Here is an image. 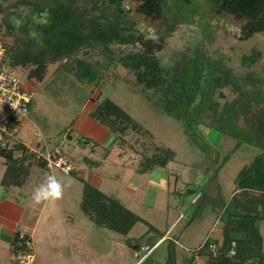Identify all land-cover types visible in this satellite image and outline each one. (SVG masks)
Returning <instances> with one entry per match:
<instances>
[{
  "label": "rangeland",
  "instance_id": "1",
  "mask_svg": "<svg viewBox=\"0 0 264 264\" xmlns=\"http://www.w3.org/2000/svg\"><path fill=\"white\" fill-rule=\"evenodd\" d=\"M120 1L118 7H109V2L103 0H76V5L90 17L102 12L107 15L112 9L123 10L137 29L140 24L149 26L151 33L139 32L160 44L156 55L168 67L181 66L182 53H189L190 47L197 50L184 61L204 64L209 59L204 54L206 50L212 56L210 61L220 64V69L221 65L227 67L252 97L257 91L264 96V31L245 36L242 30L246 18L218 12L213 0H190L188 4L166 0L163 13H168L167 20L164 15L146 16L138 12L139 3L135 0ZM193 8L198 12L192 14ZM48 15L25 0H0V38L9 48L17 36L26 33L27 27V34L40 39L41 32L34 24L47 21ZM139 47L138 43L109 44L99 49L83 47L72 56H56L42 80L29 76L28 67L17 66L14 72L31 91L25 126L31 136L36 129L32 146L39 151L57 147L73 161L75 168L84 151L73 149L74 143L89 145L88 166L99 175L100 190L116 192L123 205L144 220L138 221L126 235L96 225L80 207L83 182L77 175L58 167L44 170L34 164L19 191L0 185V264H20L11 256L8 236L1 233L5 227L30 237L34 254L31 264H189L206 240L221 241L223 222L217 215L238 189L239 172L259 151L254 139L243 135L245 131L254 134L255 123L247 122L250 118H246L242 104L233 108L236 111L230 119L222 117L225 102L237 95L230 84L235 81L231 74L211 75L212 79L220 77L222 81L209 89L206 85L188 113L177 111L162 93L144 87L128 67L116 60L117 55ZM255 50L256 61L251 65L242 63V55ZM78 58L82 59L80 63ZM128 58H123V62ZM105 98L123 108L142 131L114 133L90 116L93 105ZM253 100L247 103L252 110L257 107ZM211 104H217L219 112L205 110ZM5 111L0 105V116ZM18 139L21 140L20 133L5 144L15 145ZM92 146L96 148L94 152ZM156 146L169 147L175 151V157L166 167H155L157 174L153 177L157 175L159 188L148 185L142 189L141 184L148 177L137 173V168L147 164L144 157L150 156ZM105 147L110 151L107 157L102 154ZM49 175L61 182L63 195L58 200L37 204L32 199L33 191L46 184ZM36 178L41 179L40 184L35 183ZM85 179L93 182L94 176ZM131 197L137 201H131ZM181 199L186 201L184 206ZM260 229L264 243V221ZM165 233L178 238L180 244L160 240ZM196 257L191 264H201ZM205 262L202 264H208Z\"/></svg>",
  "mask_w": 264,
  "mask_h": 264
},
{
  "label": "trees",
  "instance_id": "2",
  "mask_svg": "<svg viewBox=\"0 0 264 264\" xmlns=\"http://www.w3.org/2000/svg\"><path fill=\"white\" fill-rule=\"evenodd\" d=\"M103 1H108L109 7L111 5L118 7L121 3L120 0ZM135 1L139 3L138 12L151 16L158 12L159 4L164 0ZM178 1L186 4L190 2V0ZM213 1L218 12L247 19L242 30L245 36L264 31V0ZM25 2L36 7L39 12L47 11L48 20L34 24L35 29L41 32L40 39L27 34L26 27L24 29L26 33L17 36L13 46L8 48V56L12 67H28L30 69L28 75L35 79H43L48 64L56 56H72L83 47L99 49L101 46L107 47L109 44L136 45L138 43L139 48L117 55L116 60L128 67L144 87L158 90L164 95L163 98L169 105L176 110L178 108L177 111L188 113L200 91L206 85L209 89L222 81L220 77L212 79L211 75L218 72L227 77L231 74L224 65H221L222 69H220L218 67L220 64L210 61L212 56L206 50L204 54L209 59L205 58L208 60H205L204 64L196 63L195 60L191 63L185 62L184 59L194 56L193 53L197 50L195 47H190L189 53H182L181 66H166L156 55V49L160 48V44L152 38L145 39L135 27V22L129 20L128 14H125L123 10L112 9L107 15L102 12L97 17H90L86 15L85 10H80L77 7L76 0H25ZM94 6L96 7V5ZM197 12L198 10L193 8L192 14ZM9 26L11 25L9 24ZM126 56L129 58L123 62V58ZM110 57L112 60L115 59L113 56ZM257 57L256 50L250 54H243L242 63L251 65ZM217 59L221 61V59ZM81 60L77 59L79 63ZM231 75L235 81H230V84L237 95L231 102H225L221 110L222 117L226 115L228 116L226 118L230 119L236 111L233 108L242 104V109L247 113L246 118H250L249 121L246 119L247 122L255 123V133L245 131L243 135L248 136L246 137L248 139H254L259 151L252 161L239 172L238 189L222 206L220 213V219L223 222L221 241H216L217 244H215L214 241L206 240L198 248L196 254L206 258L208 264H264V243L260 229V223L264 221V108L262 107L264 96H261L257 91L255 92L256 96L252 97L247 90L243 89V85L238 83V78ZM252 98L257 105L253 110L247 104ZM216 108L217 104L216 106L211 104V108L207 107L205 110L209 109L207 111L215 112ZM91 116L101 124L108 126L114 133L124 134L128 129L142 131V127L133 117L108 98L97 103ZM216 125L220 128V124ZM237 133L238 135L242 134ZM0 155L6 164L1 184L4 187L23 185L29 175L30 164L24 163L22 157L15 156L11 148H0ZM174 157V150L165 146H156L150 156L144 157L147 164L143 168H137V171L145 172L156 166L164 168L168 161L173 160ZM80 207L96 225L124 235L138 221L143 220L138 214L125 207L119 199L105 194L87 181H83ZM18 233L16 232L14 235L10 246L12 254H19L28 249L26 244L19 242ZM212 244L215 245L214 250L211 249ZM193 260L194 257L191 258L189 264Z\"/></svg>",
  "mask_w": 264,
  "mask_h": 264
},
{
  "label": "built area",
  "instance_id": "3",
  "mask_svg": "<svg viewBox=\"0 0 264 264\" xmlns=\"http://www.w3.org/2000/svg\"><path fill=\"white\" fill-rule=\"evenodd\" d=\"M14 68L9 62L6 43L0 38V105L6 110L0 116V147L2 148L8 147L5 142L18 134L21 125L27 121L30 114L31 91L15 74ZM27 149L32 159L42 163L46 168L58 167L65 173L74 169L73 164L65 159L57 147L53 150L45 147L41 151L34 147H27ZM18 238L19 242L26 244L28 249L19 254H12V257L20 264L33 263L34 254L30 247V237L19 232ZM211 249H215L214 244L211 245Z\"/></svg>",
  "mask_w": 264,
  "mask_h": 264
},
{
  "label": "crops",
  "instance_id": "4",
  "mask_svg": "<svg viewBox=\"0 0 264 264\" xmlns=\"http://www.w3.org/2000/svg\"><path fill=\"white\" fill-rule=\"evenodd\" d=\"M93 105V104H92ZM94 108H95V106L93 105V110H94ZM92 113V112H91ZM91 113L89 114L90 116H91ZM88 115V116H89ZM25 124H26V122H24L22 125H21V127H20V130H19V132H18V134L20 133V137H21V140L20 139H18L17 141H18V143H16L15 145H11V144H6V145H8V147H7V149H9V148H11V149H13V152H14V154H15V156H20V157H22L23 158V160H24V163H28V164H30V171H29V175H30V173H31V167L34 165V164H36V165H38V167H40V168H42V169H44V170H47V168L42 164V163H37V162H35L33 159H32V157H31V154L29 153V151H28V149H27V147H33L32 145H33V143H34V138L32 137L33 136V134L35 133L36 134V129L32 132V136H31V133L29 134L27 131H26V126H25ZM17 134V135H18ZM16 135V136H17ZM23 137H26L27 138V140H25L24 138H22V136ZM15 136V137H16ZM15 137H14V139H15ZM81 139V138H80ZM12 140H13V138H11L10 140H8V141H11L12 142ZM64 141H67V139L66 138H64ZM87 146H89V145H84V144H82V143H80V142H75L74 143V145H73V149H77V150H79V152L81 151V150H83L84 151V153H82L81 152V158H80V160H77V162H76V164H75V168H74V170L72 171V174H74V175H77V177L79 178V179H81L82 180V182L83 181H85L86 179H85V177H92V176H94V180H92L93 182H91V184L92 185H94V186H96L98 189H100V181H99V175L98 174H96V173H94V171H92L91 170V167H89L88 165H89V161L87 160V154L88 153H91L90 152V149H88L87 148ZM0 148H2V147H0ZM56 148V147H55ZM96 148H95V146H92V148H91V151H93L94 152V150H95ZM100 150L102 151V148H100ZM110 153V151L107 149V147H105V148H103V155L104 156H108V154ZM116 153V152H115ZM119 154V153H118ZM129 155L131 154V153H128ZM120 155V154H119ZM125 155V154H124ZM124 155H120V156H124ZM127 155V154H126ZM136 156H138V153H137V155ZM64 157H65V159L67 160V161H69V162H73V161H70L65 155H64ZM81 161V162H80ZM73 164V163H72ZM2 166H3V168H2ZM5 167H6V164H5V160H4V158L3 157H0V170H1V173H0V181H1V177H2V175H3V173H4V170H5ZM156 167H158V166H156ZM155 169V167H153V168H151V169H149V170H147V171H145V172H137V173H139V174H145V175H147V177H148V179L146 180V183H142L141 184V188L143 189L144 187H147L148 185H151V187H153V188H159L160 187V181H158L157 180V175L155 176V177H153V174H157V171H155L154 170ZM40 171H41V169H40ZM135 171V170H134ZM80 173H81V175H80ZM38 174H40V172H38ZM79 174V175H78ZM82 174H83V176H82ZM158 174H159V172H158ZM29 175H28V177H29ZM28 177H27V179H28ZM40 181H41V179L40 178H36L35 179V183H38V184H40ZM26 182V181H25ZM89 182V183H90ZM25 184V183H24ZM23 184V185H24ZM0 185L3 187V185L1 184V182H0ZM23 185H21V186H23ZM1 186H0V191H2L3 189L1 188ZM12 186V188H13V191H16V190H18V189H20V187L21 186H15V185H11ZM11 186H9V187H6L7 189H10L11 188ZM141 188H139V190L141 189ZM19 191V190H18ZM102 191V190H101ZM105 193V192H104ZM109 193V194H108ZM108 193H105V194H107V195H109V196H113V197H115V198H117V199H119L118 197H117V193L115 192H112V190H108ZM141 193L143 194V190L141 191ZM130 200L132 201H137V200H134V198L133 197H131L130 198ZM191 201H192V197H191V199H190ZM119 201L123 204V201L122 200H120L119 199ZM151 202H153V198L150 200ZM181 201L183 202V206L185 205V203H186V201H184L183 199H181ZM133 203V202H132ZM131 203V204H132ZM134 204V203H133ZM181 205V206H182ZM125 206V205H124ZM182 206V207H183ZM126 207V206H125ZM4 209H6V207L4 208ZM129 209V208H128ZM132 211V210H131ZM219 215L220 214H218L217 216L219 217ZM141 217V216H140ZM142 218V217H141ZM143 219V218H142ZM144 220V219H143ZM16 226H20L19 225V222L17 221L16 222ZM222 230H223V228L221 229V233H222ZM149 231H151V228L150 229H148V231H146V233H148ZM16 230L15 231H13V230H9V229H7L6 227L5 228H3V231L1 232L3 235H6V236H8V240H9V243H10V246H11V243H12V241H13V238H14V235L16 234ZM19 232V231H18ZM164 238V240H169V241H171L173 244H180V241H179V239L178 238H170L169 237V235L167 234V233H165V235L163 236V237H161V239L160 240H162ZM9 250H10V248H9ZM11 256H12V253H11ZM196 256H198L197 254H194L192 257H194V259L195 258H197ZM141 257H139V259H140ZM199 259H200V261H201V264H202V262L203 261H206L207 262V259L206 258H203V257H198ZM205 262V263H206Z\"/></svg>",
  "mask_w": 264,
  "mask_h": 264
},
{
  "label": "clouds",
  "instance_id": "5",
  "mask_svg": "<svg viewBox=\"0 0 264 264\" xmlns=\"http://www.w3.org/2000/svg\"><path fill=\"white\" fill-rule=\"evenodd\" d=\"M125 8H127V5H125ZM138 30L143 33L146 30L151 33L152 29L149 26H146L145 24L138 25ZM150 38L149 36H146L145 39ZM63 195V186L60 181H58L55 176L49 175L47 177V183L41 184L35 190L32 194V199L35 203L39 204L42 201H48V200H58Z\"/></svg>",
  "mask_w": 264,
  "mask_h": 264
},
{
  "label": "flooded vegetation",
  "instance_id": "6",
  "mask_svg": "<svg viewBox=\"0 0 264 264\" xmlns=\"http://www.w3.org/2000/svg\"><path fill=\"white\" fill-rule=\"evenodd\" d=\"M166 4H167V2H166V0H164V1H161V4H159V10H158V12L157 13H153L151 16H165V20H167L168 19V13L167 14H165V13H163V7L164 6H166ZM147 16V15H146Z\"/></svg>",
  "mask_w": 264,
  "mask_h": 264
}]
</instances>
